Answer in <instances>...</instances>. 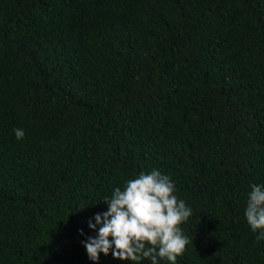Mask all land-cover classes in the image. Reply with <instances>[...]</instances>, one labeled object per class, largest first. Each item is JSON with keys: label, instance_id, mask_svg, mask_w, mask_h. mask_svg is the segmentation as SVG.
<instances>
[{"label": "trees", "instance_id": "16d2710c", "mask_svg": "<svg viewBox=\"0 0 264 264\" xmlns=\"http://www.w3.org/2000/svg\"><path fill=\"white\" fill-rule=\"evenodd\" d=\"M153 170L192 209L176 264H264L245 217L264 185V0H0V264H135L82 241Z\"/></svg>", "mask_w": 264, "mask_h": 264}, {"label": "clouds", "instance_id": "9594fccd", "mask_svg": "<svg viewBox=\"0 0 264 264\" xmlns=\"http://www.w3.org/2000/svg\"><path fill=\"white\" fill-rule=\"evenodd\" d=\"M14 132L18 140L25 136L23 129ZM251 187L245 217L253 233L261 230L256 236L260 241L264 240V185ZM175 191L170 177L158 170L127 180L123 189L116 187L103 200L108 210L97 214L95 223L89 221L93 230L99 225L96 237L82 241L89 259L98 262L101 252L108 255L111 251L114 258L135 264L142 259L158 264V257L176 264L191 242L180 226L188 221L192 209L178 200Z\"/></svg>", "mask_w": 264, "mask_h": 264}]
</instances>
